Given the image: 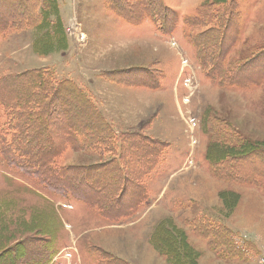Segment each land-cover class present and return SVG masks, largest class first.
<instances>
[{
    "label": "rangeland",
    "instance_id": "1",
    "mask_svg": "<svg viewBox=\"0 0 264 264\" xmlns=\"http://www.w3.org/2000/svg\"><path fill=\"white\" fill-rule=\"evenodd\" d=\"M230 1L223 42L232 45L227 58L243 65L237 79L251 84L246 88L219 87L201 73L182 37V20L171 36L156 35L147 21L128 25L106 0H57L58 15L50 20L60 19L63 47L34 50L35 40L52 33L51 28H9L0 36V77L51 70L87 94L117 140L157 142L166 148L143 181L145 205L117 223L46 192L0 157V264L21 256L27 240L47 238L54 239L55 249L49 264H103L102 253L116 264H169L150 239L163 219L184 234L192 255L187 258L193 260L187 264H264V188L221 181L212 176L207 161L217 127L234 141L239 137L264 148V0ZM163 2L183 17L213 0ZM4 118L0 110V123ZM236 149L239 156L242 151ZM100 161L97 155L72 150L64 157L65 165L75 167ZM237 161L248 171L252 162H261ZM200 219L227 227L243 253L231 258L228 247L219 250L227 257L211 251L190 227ZM36 245L42 256L49 254L43 244Z\"/></svg>",
    "mask_w": 264,
    "mask_h": 264
},
{
    "label": "trees",
    "instance_id": "2",
    "mask_svg": "<svg viewBox=\"0 0 264 264\" xmlns=\"http://www.w3.org/2000/svg\"><path fill=\"white\" fill-rule=\"evenodd\" d=\"M106 3L128 25L137 27L149 21L161 36H171L182 20V37L192 47L201 73L211 83L226 88L251 85L237 79L243 65L227 58L232 45L225 46L223 42L230 0H213L183 17L168 8L163 0L135 3L106 0ZM0 5V11H9L0 15V36L9 28L12 31L32 26L40 31L51 28L52 33L46 32L43 38L35 40L34 50L38 52L45 45L48 49L53 45L64 46L60 19L56 18L54 24L50 20L52 15H58L57 0L42 3L40 0H0ZM214 7L221 9L210 11ZM0 110L5 117L0 123V157L7 167L62 200L71 199L96 211L106 222L125 220L145 205L147 189L143 181L160 164L165 146L129 138L125 143L117 140L93 101L71 80L56 78L51 70L0 77ZM231 136L214 128L216 141L207 154L212 176L221 181L264 188L261 183L264 182V148L249 145L239 137L234 141ZM237 145L242 151L239 156L235 153ZM69 150L97 155L101 161L88 167L67 166L64 157ZM240 157L261 162H252L248 171L238 165ZM171 221L163 219L154 228L151 243L169 264L191 263L192 258H187L192 255L186 238L172 227ZM190 227L221 257H238L243 253V247L225 226L200 219L198 223L191 222ZM36 244H43L49 254L46 251L42 256ZM25 247V252L11 264H49L55 254L52 238L29 239ZM226 247L230 248L229 255L219 251ZM101 256L103 264H116L110 255L102 253Z\"/></svg>",
    "mask_w": 264,
    "mask_h": 264
},
{
    "label": "crops",
    "instance_id": "3",
    "mask_svg": "<svg viewBox=\"0 0 264 264\" xmlns=\"http://www.w3.org/2000/svg\"><path fill=\"white\" fill-rule=\"evenodd\" d=\"M147 22H149V21H147ZM150 23V22H149ZM151 24V23H150ZM156 35H159L158 33H155ZM193 53H194V51H193ZM195 58V57H194Z\"/></svg>",
    "mask_w": 264,
    "mask_h": 264
}]
</instances>
